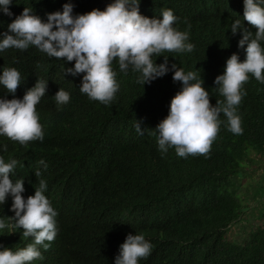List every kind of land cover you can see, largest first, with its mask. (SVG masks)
<instances>
[{"label":"trees","instance_id":"obj_1","mask_svg":"<svg viewBox=\"0 0 264 264\" xmlns=\"http://www.w3.org/2000/svg\"><path fill=\"white\" fill-rule=\"evenodd\" d=\"M69 2L73 15H79L104 10L113 0H12V15L0 6V34L25 7L46 22L48 13L62 11ZM169 9L177 17L173 27L188 32L193 51L154 55L157 64L168 56L170 71L144 86L138 82L141 74L131 66L120 70L117 58L112 67L119 90L110 104L80 91L84 74L65 72L75 61L49 57L31 45L0 51V74L14 67L22 81L15 93L0 85V98L23 99L38 80L47 82L36 106L44 139L22 145L0 136V157L17 161L11 179H24L25 199L42 179L44 194L58 213L54 241L45 242L50 243L47 250L37 245L43 258L31 264H115L129 233L144 235L152 245L139 264H264V220L241 241L228 237L249 207L239 193L246 162L254 151L264 157V83L249 75L237 106L243 133L229 131L221 114L223 123L207 155L180 157L173 147L162 153L156 129L183 87L173 81L172 65L203 79L215 105L225 100L215 78L224 73L227 59L234 53L246 59L247 44L238 46L243 32L233 35L232 23L240 20L252 38L256 29L243 19L244 0H140L139 10L147 17L162 19ZM60 88L70 94L67 104L55 101ZM138 121L143 135L136 131ZM12 203L9 194L0 205V221L6 225L0 229V245L17 251L34 238L23 237Z\"/></svg>","mask_w":264,"mask_h":264},{"label":"clouds","instance_id":"obj_2","mask_svg":"<svg viewBox=\"0 0 264 264\" xmlns=\"http://www.w3.org/2000/svg\"><path fill=\"white\" fill-rule=\"evenodd\" d=\"M11 3L12 0H0L7 15H12ZM139 5L140 0H113L104 10L96 8L73 15L74 6L69 2L63 5L62 11L48 13L46 22L32 14L31 8L25 7L9 24V31L0 34L3 37L0 51L27 50L31 45L49 57L75 61L74 68H65V72L73 76L84 74L80 91L92 100L110 104L119 90L112 67L117 58L120 70L126 72L131 66L133 71L141 74L138 82L144 86L170 71L168 56L164 55V62L157 64L154 55L194 49L188 42V32L173 27L177 17L172 10H164L162 19L151 18L141 14ZM243 19L256 29L255 37L252 38V32L240 20L232 23L233 35L243 32L238 46L244 48L247 44L246 59L241 61L237 53L232 54L227 59L224 73L215 78L218 91L225 100H217L213 105L203 79L193 71L185 73L176 64L172 65L173 81L182 82L183 87L172 98L167 117L156 127L162 153L173 147L180 157L207 155L223 123L221 114L226 117L229 131L238 135L243 133L237 106L246 95L244 85L250 74L264 83V47L261 45L264 41V0H244ZM21 82V74L16 68H3L0 85L8 92L15 93ZM46 92L47 82L38 80L23 99L0 98V136L22 145L42 141L44 130L36 106ZM54 98L58 105H64L70 101V94L60 88ZM136 131L144 134L139 121ZM4 148L6 150L7 146ZM16 165V160L6 163L0 157V205L6 202L9 194L12 196L16 225L23 229V237H33L34 243L17 251L0 245V264H31L33 260L42 259L37 245L47 250L50 243L45 242L54 241L57 235L55 218L58 213L44 194L46 182L41 179L35 194L25 199L22 195L24 179L15 182L11 179ZM35 174L38 178L41 176L39 170ZM5 226L0 221V229ZM151 251L152 245L144 235L129 233L120 245L115 264H139Z\"/></svg>","mask_w":264,"mask_h":264},{"label":"rangeland","instance_id":"obj_3","mask_svg":"<svg viewBox=\"0 0 264 264\" xmlns=\"http://www.w3.org/2000/svg\"><path fill=\"white\" fill-rule=\"evenodd\" d=\"M250 159L254 162L249 161ZM246 163L247 168L241 179L239 193L245 202H248L249 207L243 218L233 223L228 231V237L238 241L243 239L250 228L264 220V213L260 212H264V157L254 151Z\"/></svg>","mask_w":264,"mask_h":264}]
</instances>
